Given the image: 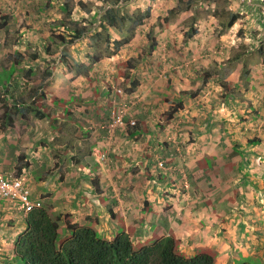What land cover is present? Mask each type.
I'll return each instance as SVG.
<instances>
[{
  "label": "rangeland",
  "instance_id": "rangeland-1",
  "mask_svg": "<svg viewBox=\"0 0 264 264\" xmlns=\"http://www.w3.org/2000/svg\"><path fill=\"white\" fill-rule=\"evenodd\" d=\"M63 3L70 5L71 19L74 22L86 28L91 27L86 37L65 47L70 64L75 60L88 64V54L106 52L104 39L95 41L88 39L96 30L100 32L98 19L105 10L114 9L120 17L128 16L133 21L138 17L142 18L146 12L149 16L144 17L141 25L137 27H133V21H125L119 30L105 25L107 28L102 33L103 38L107 35L112 42L131 36L129 43L119 48L116 54L103 57L91 71L82 70V76H77L76 79L66 64L59 63L64 46L59 43L56 36L62 32L59 23L64 17L61 10ZM175 7L184 10L172 14L171 10ZM0 15L9 17L6 27H0V174L17 176V168L27 164L22 168L20 177L28 188L36 185L34 190L39 191L43 182V186L46 183L48 189L55 194L60 192L72 194L69 188L74 189L78 186L77 191L84 190L87 177L95 176V173L97 177L100 175L97 167H86L87 163L83 161L90 144L103 139L104 136L124 135L132 131L134 135L141 133L155 140L144 142V139L140 138L141 147L143 149V146L146 147L148 155L136 154L131 149L126 151L129 157L119 159L142 166L143 159L150 158L152 152L154 157L147 161L151 168L158 167L160 161L165 162V168H169L172 162L165 161L156 151L163 148L164 144H167V147L174 146V149L185 148L188 145V151H191L192 148L189 149L191 142H194V138L196 140L201 132L198 129L201 125L204 126L206 120L204 118L207 115L208 119L216 120L214 128L212 127L213 131L217 126L220 127L217 131L219 139L225 138L221 130L228 128L229 134L240 133L241 141H245L241 138L244 136L260 140L262 143L254 148L253 152L254 158L257 160L260 156L262 158L254 165L264 172V0H129L126 3L121 1L116 3L115 0H0ZM232 15H236L237 19L234 25L228 28L226 25ZM191 31L196 34L187 38L185 35H189ZM152 41L156 46L149 52ZM46 45L50 46V51L45 50ZM109 46L112 50L111 43ZM103 55H107V52ZM129 60L132 63L128 67L126 65L127 68L120 65ZM132 65L134 66L130 67ZM52 67L54 69L51 75L55 74L58 82L53 75L50 79L45 74L46 71L50 72ZM11 69L15 70L12 81L6 77ZM29 69L32 72L27 74ZM159 74L165 75L166 78H159ZM198 74H201L202 78H199ZM233 74H238L241 87L226 81V78L232 77ZM52 78L55 81L53 83L50 82ZM160 80H164L161 86L166 88V85L171 83V88L166 90L163 87V94H159L157 89L154 91L148 89L154 81L159 83ZM132 82H137L138 86L133 92L128 93ZM13 83L19 84L20 87L10 91L14 87ZM3 84L6 85V90ZM37 88L48 90L41 101V105L46 108L43 112L49 114L45 119H38L32 112L26 110L32 101L30 94ZM166 91L168 95L164 94ZM63 93L67 97L66 101L70 100L68 107L65 108L68 110L67 117L61 105L54 106L50 101L54 95L58 97ZM19 99L23 101L25 109L23 117L16 113L13 107ZM57 100L63 101L62 98ZM178 103H182V108L171 117L176 118L173 123L170 122L171 119L168 121V114L171 109L178 108ZM220 109L230 113L224 115ZM4 112L11 113L13 121L11 127L5 123ZM117 115L123 116V125L110 127ZM244 119L251 122L248 130H244V125L239 126ZM131 121L134 125L129 124ZM168 124L169 132L166 130ZM141 125L143 127L139 130ZM121 128H125V131ZM136 129L139 131H135ZM173 129L175 133L172 132ZM172 134H175V138L170 140ZM20 155H23V158L17 162ZM76 156L81 159L78 165L80 174L75 175L76 181L71 182L68 181L72 179L71 174L65 173H73L71 165L74 166ZM189 159L190 157L188 161ZM207 159L208 157L201 161V166L199 165L201 169L210 168L209 164L211 165L214 159ZM160 166V170L150 173L140 169L131 172L135 169L130 167L123 190L129 193L135 202L141 200V190L145 185L150 183L151 187L159 184L160 179L155 180L154 174L161 173V180L169 181L170 175H165L163 172L165 168ZM192 166L194 167V164ZM239 169L237 166L236 170ZM177 183L180 184L177 185L179 190L184 189V180ZM167 185L169 186L166 192L175 195L177 189L173 191L170 183ZM102 187L105 195L109 196L105 191L109 188L108 185L102 184ZM138 187L140 195L134 194ZM229 187L230 191L227 190ZM87 188L90 191L95 190L91 189V186ZM219 194H227L230 197V204L237 205L236 216L226 219L228 223L235 227L240 218L246 222L233 234L238 241L250 221L246 216H252L250 208L247 210L250 193L243 192L238 195L233 185H229L225 190H220ZM102 198L106 199L103 196ZM177 198L181 199L182 196ZM82 199L85 201L86 196ZM261 200H264L263 196ZM191 201H195V198L188 196V202ZM208 201L210 207H213L210 211L213 222L209 231L224 236L221 223L226 213H218L210 199ZM152 204L153 201L149 202L148 207H144L142 203V208H151ZM42 207L48 206L42 204ZM181 209L184 210L183 207ZM260 212L264 213V210L259 208L257 213ZM59 214L52 212L51 216L55 218ZM18 216H20L18 209L12 206L0 210V264H18L13 260V242L24 229V222ZM88 225L94 226V223ZM124 226L122 218L117 217L113 222L108 218L106 231H102L100 235L105 236L106 233L111 239L125 230ZM199 226L200 230L206 228L203 221ZM248 229L250 230L248 233L258 236L261 232L259 229L262 228L256 224ZM160 232L161 228L157 226L147 228L141 236L139 232L131 236L129 231L128 234L136 239L131 242L133 247L138 249L152 244L159 238ZM67 235L63 232L62 238ZM169 235L173 236L177 245H180L176 235L173 233ZM204 251L215 253L208 248L193 250L194 254ZM178 252L188 256L179 248ZM255 256L260 259L263 257ZM239 259L236 264L243 262L259 264L257 259L252 262L241 256Z\"/></svg>",
  "mask_w": 264,
  "mask_h": 264
},
{
  "label": "crops",
  "instance_id": "crops-1",
  "mask_svg": "<svg viewBox=\"0 0 264 264\" xmlns=\"http://www.w3.org/2000/svg\"><path fill=\"white\" fill-rule=\"evenodd\" d=\"M249 72L250 71H248V74ZM238 74H233L230 78L227 77L226 81L232 82L234 86L241 87L242 83L238 81ZM52 75L58 82L59 80L54 77L55 74ZM198 75L199 78H202L201 74ZM247 77L248 76H246V78ZM53 78L50 80L51 83L55 82ZM159 78H166V76H161V74H159ZM76 79H78V77H76ZM162 82H164V80H160L159 83L154 81V84L148 89H152V91L157 89L159 94H163V87L168 90L172 85L171 83H168L165 88V86H161ZM237 90H239V88ZM164 94L168 95L167 91ZM54 96L56 97V95ZM56 98L67 100L64 93ZM109 104L111 105V103ZM67 107L68 105L63 107L64 111L67 110L65 109ZM220 111L224 113V115L230 113L223 109H220ZM249 111L250 110H247V112ZM208 118L209 115L205 116L204 119L206 120L204 121V126L201 125L198 129L201 130V132L198 134L196 140L194 138V142H191V147L189 148H192L191 151H188V145H186L185 148L181 147V149H178L175 147L174 149V146L167 147V144H164L163 148H159V150L156 151L157 154L164 157L163 159L165 161L172 162L169 168H165V162L162 163L160 161L158 163L159 166L161 164V168H165L163 172L165 175H170V179L169 181L164 182V180H161V173H156L157 175L154 174V178H156L155 180L160 179L158 185L151 187H149L150 183L145 185L141 190V195L139 187L135 190L134 194L138 193L142 201L136 200L135 202L132 196L123 190L124 181L127 179L126 176L130 171L129 168L132 167L135 169L134 171L131 170V172L140 169V171L143 170L144 172L145 170L149 173L150 171L156 172L157 169L160 170V168L159 166L151 168V164L147 162L150 158L154 157L152 152L150 158L146 157L143 159L144 162L142 163V166L135 163L130 164L129 162L119 159L120 157H129L126 151L131 149L132 151L134 150L136 154L142 153L143 155H148L145 151L146 147L143 146L144 149L141 147L142 143L140 138H143L144 142H153L155 139L151 140L149 136L148 138L145 134L142 135L141 133L134 135L132 134L133 131L124 135L115 134L116 136H104L103 139H98L97 142H92L90 144L87 155H84V158L86 159L84 160L83 158V161L87 163L86 167H97L100 175L97 177V173H95V176L92 175L89 178L87 177L86 188L84 190L78 189L77 191L78 186H76L74 189L69 188V191H71L72 194L62 192L55 194L51 189H48L46 183H44L45 188L43 182H41L39 191L34 190L37 187L36 185L29 188L31 191V198L34 201L41 202L43 205H47L48 207L44 208L48 210L50 215H52V212L68 214L73 223H77L81 226L94 223V227L99 233H102L104 230L106 231V220L108 218H111V222H113L117 217H120L125 224V230L121 232L128 233L130 231L131 236L132 234H137L139 232V235L141 236V234L147 231V228L158 226L161 228V232L157 239L170 236L169 234L173 233L177 236L179 241V250L185 252L188 256L194 254L193 250L195 248H208L212 249L216 254L215 264H233V262L236 264L238 260L240 261L239 256L251 262L257 259L259 264H264V213H257L259 208L264 210V200H261V196L264 197V172L255 167V163L261 159L262 156L257 160L254 158L255 152H253L254 148L259 146L262 142L257 139L259 141L257 145H251L249 143L250 140L255 139H251L244 135V137L241 138L245 141H241L239 140V137L242 135L237 132L234 135L229 134L227 133L228 128H223L221 130L225 138H223V140L222 138L219 139V132L217 131L220 130V127L217 126L216 130L213 131L212 127L216 120ZM173 120H176V118L173 117L170 122L174 123ZM12 122L8 124L9 127H11ZM242 122L243 123L239 124V126L244 125V130H248L251 122L247 119H244ZM142 127L143 125H141L139 130H141ZM169 127L170 124L166 125V130H168V132ZM121 130L125 131V128H121ZM139 130L136 129L135 131ZM172 132L175 133L174 129ZM163 133L164 131L162 132V135ZM171 137L170 140L175 138V134H172ZM198 142L201 143L199 144ZM234 144L238 146L237 150L241 153L240 155L234 152ZM93 148H99L100 150L103 149V151L106 152V158L101 162H97L95 157L90 154ZM188 157L192 160L190 161L189 159L188 161ZM206 157H208V159L213 158L216 160V162L214 160L211 161L208 170L199 167V165L201 166V161ZM80 161L81 159L79 156H76L74 159V166L71 165L73 167V173H65L66 175L71 174L70 177L73 179L68 181H76L75 175L78 173L80 174L78 167L81 163ZM163 164L164 166H162ZM192 164H194V167ZM237 166L240 168L239 171L236 170ZM248 170H251L252 172L246 173ZM183 180V187L185 190H179L178 186L180 184L177 182ZM80 182L81 180H79V183ZM64 183L65 182H63V184ZM168 183L172 186L173 191L177 189V192H175L176 196L166 192L169 186L167 185ZM245 183H247V185H244ZM102 184L108 185L110 188L105 190L109 193V196L105 195ZM229 185H233V188L237 190L238 195L243 192L250 193L248 196L247 210L249 211L250 208L252 216H246V219H250V221L246 230L242 232V236H239L238 241L236 235L234 236L233 234L240 229L239 226L241 224L244 225L246 222H243L242 218L238 219V227L231 226L228 223V218L236 216L237 205L230 204V197L227 194H219L220 190H225V187H228ZM88 186H91V189L95 188V190L93 189V191H90L87 188ZM118 189H121L122 191ZM230 189L231 188L229 187L227 190L230 191ZM227 192L228 191H226V193ZM85 196L86 200L84 201L82 198ZM102 196L106 199L104 200ZM178 196H182V198L179 199L177 198ZM188 196L195 198V201L188 202ZM208 198L214 204L218 213H226L223 217V219H225L221 223L223 226L221 228H223V232L225 233L224 236H219L216 233H211L209 231L213 222L210 215V211H212L213 207H210ZM152 201L153 204L151 208H142V203L144 207H148L149 202ZM197 203L200 204L196 206ZM182 207L184 210L181 209ZM192 211L194 212L193 216ZM18 213H20V216H18L19 219H22L24 222L25 217L23 215L21 216V212L18 211ZM202 221L206 228L200 230L199 223ZM255 221L257 222L255 223ZM256 224H259L262 228L259 229L261 232L258 236L248 233L250 232L248 228H253ZM131 236L130 239L134 242L136 239ZM104 237L109 239V235L106 233ZM255 255L263 257L260 259Z\"/></svg>",
  "mask_w": 264,
  "mask_h": 264
},
{
  "label": "trees",
  "instance_id": "trees-1",
  "mask_svg": "<svg viewBox=\"0 0 264 264\" xmlns=\"http://www.w3.org/2000/svg\"><path fill=\"white\" fill-rule=\"evenodd\" d=\"M115 1L116 3L120 1L122 3H126L129 0ZM61 10L64 15L61 23H59L62 27V32L56 37L59 40V43L64 46V49L62 50L64 53L61 54L59 63L66 64L69 72L73 74V77L82 76V70L85 72L91 71L94 65H97L103 57H110L116 54L119 48L129 43L131 36H127L121 40H112V42L109 40L107 35H104L103 38L102 33H104L107 28L105 25L119 30L121 26L124 25L125 21H133V19L128 16L124 18L120 17L116 14L114 9L109 8L105 10L102 17L98 19V29L100 32H96V30L91 36H88L90 41L104 39V49L106 50L107 55H103L106 52L97 51L93 54H88V64L78 63L76 60L73 64H70L68 63V56L66 53L67 48L65 47H68V44H72L75 41L86 37V35H88L91 31V27L86 28L85 26H81L71 19V7L69 4L63 3ZM182 10L184 9L175 7L171 10V13L173 14L174 12ZM97 16H99V13ZM97 16H95V18ZM147 16H149L148 12H146L142 18L138 17L134 20L133 27L141 25L143 18ZM0 19V27L5 28L9 17L7 15H0ZM236 19L237 16L232 15L230 20L227 22L226 27L231 28L236 22ZM194 34H196V32L191 31L189 35L185 36H187V38H191ZM48 38L50 40L52 39L51 36ZM110 43L113 46L112 50L109 46ZM93 44L94 43H92V45ZM155 46V43L152 41L149 46V52L153 51ZM45 50L50 51V46L46 45ZM131 63L132 61L129 60L125 63H121L120 65L125 67L127 65L128 67ZM133 66L134 65L130 67ZM53 69L54 67L51 68L50 72H45L47 77L51 76ZM31 72L32 70L29 69L27 74ZM14 73L15 70L11 69L6 77L12 81ZM13 85L14 87L11 88L10 91H15L16 87H20L19 84L16 83H13ZM137 86V82H132L131 87L127 90V92H133ZM3 88L5 90L7 89L5 84H3ZM45 91L41 88H37L36 90L33 89L30 94V101L32 100L31 104L27 105L26 110L32 112L38 119H45L49 117V114L43 112L46 108L41 105ZM50 101L52 105H61L62 107H65V105L70 102V100H57L54 96L50 98ZM22 103L23 101L19 99L13 107L14 111L23 117V115H25V109H23L24 105H22ZM181 108L182 103H178V108L171 109L168 114V121L178 111V109ZM3 115L6 117L5 123L7 125L12 122L11 113L8 114L4 112ZM67 115L68 110H65V117H67ZM50 121L55 120L50 119ZM258 142L259 141L256 139L250 140L249 143L251 145H257ZM237 147L238 146L234 144L233 150L236 154L240 155L241 153L237 150ZM22 158L23 155L18 156L17 162L21 161ZM25 166H27V164L17 168V176L22 174V168ZM63 232L68 234L67 237L62 238ZM13 252V260L18 262V264H215L216 262V254L209 253L208 251L197 253L192 256H184L179 253L178 245L176 244L173 236L157 239L150 245L135 249L128 233L120 232L113 238L108 239L101 236L94 226H89L88 224L81 226L77 223H73L68 214H59L55 216V218H52V216L48 213V210L44 207L34 209L27 214L24 220V229L14 239ZM241 264L250 263L243 262Z\"/></svg>",
  "mask_w": 264,
  "mask_h": 264
},
{
  "label": "built area",
  "instance_id": "built-area-1",
  "mask_svg": "<svg viewBox=\"0 0 264 264\" xmlns=\"http://www.w3.org/2000/svg\"><path fill=\"white\" fill-rule=\"evenodd\" d=\"M122 119V115H117L110 127L122 126ZM129 124L134 125V122L131 121ZM91 155L95 157L97 162L106 158V152L99 148H93ZM6 206L15 207L26 216L34 209L42 207V204L31 199V192L21 177L0 174V209Z\"/></svg>",
  "mask_w": 264,
  "mask_h": 264
},
{
  "label": "clouds",
  "instance_id": "clouds-1",
  "mask_svg": "<svg viewBox=\"0 0 264 264\" xmlns=\"http://www.w3.org/2000/svg\"><path fill=\"white\" fill-rule=\"evenodd\" d=\"M16 177H20V176H16ZM31 192V191H30ZM32 199V198H31ZM27 216V215H26ZM26 216H24V217H26Z\"/></svg>",
  "mask_w": 264,
  "mask_h": 264
}]
</instances>
